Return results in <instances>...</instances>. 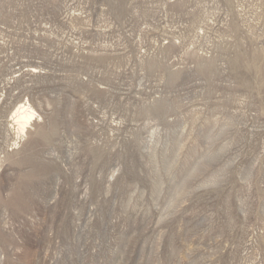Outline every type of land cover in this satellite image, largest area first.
<instances>
[{
    "label": "rangeland",
    "instance_id": "1",
    "mask_svg": "<svg viewBox=\"0 0 264 264\" xmlns=\"http://www.w3.org/2000/svg\"><path fill=\"white\" fill-rule=\"evenodd\" d=\"M0 264H264V0H0Z\"/></svg>",
    "mask_w": 264,
    "mask_h": 264
},
{
    "label": "bare ground",
    "instance_id": "2",
    "mask_svg": "<svg viewBox=\"0 0 264 264\" xmlns=\"http://www.w3.org/2000/svg\"><path fill=\"white\" fill-rule=\"evenodd\" d=\"M36 116L37 113L29 102L18 104L10 116V120L13 122L12 127L17 126V134L21 137L28 131Z\"/></svg>",
    "mask_w": 264,
    "mask_h": 264
}]
</instances>
